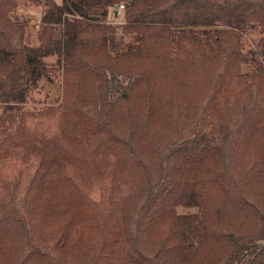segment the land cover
<instances>
[{
  "label": "trees",
  "instance_id": "1",
  "mask_svg": "<svg viewBox=\"0 0 264 264\" xmlns=\"http://www.w3.org/2000/svg\"><path fill=\"white\" fill-rule=\"evenodd\" d=\"M7 3L11 1L0 0V19L7 23L0 26V102L8 117L17 119L38 81L51 80L45 60L58 56L72 79L71 88H88L102 98L93 116L81 117L89 127L93 126L90 132L102 138L101 145L126 146L134 156L137 149H142L145 134L149 133L148 137L157 127L170 124L171 118L161 111L167 106L168 95L179 93L180 99L183 90L199 92L215 82L210 66L219 59V34L223 30L213 27L242 28L254 11L251 4L232 6L210 0H64L63 6L47 1L42 44L16 48L6 39L7 26L11 24ZM115 3H125L131 16L125 27L127 33L120 37L112 30L108 35L100 32L102 36L93 39L94 27L90 24L63 17L70 7L86 18L92 17L90 10L100 8L105 17L107 7ZM178 18L182 24L186 22L184 26L210 28L197 30L208 31L202 32L208 35L202 38L182 32L177 37L173 27ZM62 24L61 38H54L56 26ZM260 54L264 57V49ZM95 55L100 56L103 65L86 62L85 56ZM251 59L260 78L259 93L264 88V64L257 55ZM129 69L138 78L139 92L126 94L113 104L109 98V74ZM81 75L84 78L79 83ZM187 133L181 132V139L161 159L155 174L147 176L136 235H121L104 244H96V216L91 202L58 168L59 160H54V169L41 174L29 210L38 232L53 240L61 261L66 257L62 264H88L87 257L93 250L95 264H203L216 253L215 240L233 237L224 231L237 221L249 222L252 227L264 221L259 209L264 193L259 195L256 188L264 186V105H252L238 137L244 144L243 161L247 153L261 151L259 168L252 175H240L237 182L209 148L204 131ZM134 138L137 145L132 142ZM55 146L58 143L51 147ZM178 208H197L198 212L180 214ZM161 223L168 225L167 232L159 230ZM225 223L228 227L216 233L218 225ZM142 232L146 239L157 242L140 240ZM263 242L264 231L248 236L235 242L213 264H264ZM51 257L24 251L15 229L0 220V264H60Z\"/></svg>",
  "mask_w": 264,
  "mask_h": 264
},
{
  "label": "rangeland",
  "instance_id": "2",
  "mask_svg": "<svg viewBox=\"0 0 264 264\" xmlns=\"http://www.w3.org/2000/svg\"><path fill=\"white\" fill-rule=\"evenodd\" d=\"M10 1L6 6L11 23L7 26L6 39L16 48L40 46L46 30L44 6L47 1L57 6L64 5V0ZM210 1L245 7L251 4L254 11L246 17L242 28L213 27L223 30L219 34V59L210 66L215 82L211 81L205 90L199 92L183 90L180 99L179 93L168 95L167 106L161 111L171 118L170 124L157 127L148 137L149 133L145 134L144 145L136 150V156L127 152L126 146L101 145L102 138L90 132L93 126L89 127L81 117L93 116L102 98L88 88H71L72 79L58 56L45 60L51 80L43 78L29 91L17 119L8 117L4 104L0 102V220L15 229L24 251L50 254L52 260H59L60 264L67 260L65 257L61 261L53 240L38 232L37 223L33 222L29 210V202L37 190L41 174L47 169H54L55 159L59 160L58 168L73 180L95 210L97 245L112 242L121 235H136L145 201L142 186L147 176L154 175L158 170L161 159L174 148V143L179 142L182 131H187L188 135L194 131H204L209 137V148L235 182L240 175H252L254 170L257 172L261 151L247 153V160L243 161L241 154L244 144L238 137L252 105H264V88L261 87L258 93L260 78L251 61L252 56L257 55L264 64V57L260 54L264 49V0ZM121 4L125 5L115 3L108 6L105 17L100 14L103 10L100 8L90 10L92 17L86 18L71 7L63 17L64 20L90 24L94 27L93 39L108 35L112 30L120 37L127 33L125 27L131 22L126 8L123 12L118 11ZM39 15L42 18L40 24L37 23ZM181 22L178 21L173 27L177 37L187 32L204 38L208 33L202 32L208 31L197 30H210L208 27L184 26L186 22ZM5 23L1 17L0 26ZM63 24L56 26L54 38H61ZM210 35L215 36L214 32H210ZM184 41L186 46H190L187 40ZM85 58L92 65H103L99 55ZM116 71L120 74H109V98L113 104L126 94L133 96L139 92L136 85L138 78L130 74L132 70ZM83 78L81 75L78 82ZM132 142L137 145V138ZM54 143H58V146L51 147ZM239 156L243 162L239 161ZM256 188L259 195L264 193V186ZM260 202L259 209L264 216V198ZM178 211L180 214H191L198 212V209L178 208ZM226 227V223L218 225L216 233ZM159 230L167 232L168 225L161 223ZM263 231L264 221H258L255 227L249 222L237 221L236 225L224 231L226 236L233 237L219 242L215 240L217 251L203 264H213L222 259L235 242L251 235H260ZM144 234L142 232L140 240L157 242L146 239ZM87 261L88 264H95L94 250Z\"/></svg>",
  "mask_w": 264,
  "mask_h": 264
},
{
  "label": "built area",
  "instance_id": "3",
  "mask_svg": "<svg viewBox=\"0 0 264 264\" xmlns=\"http://www.w3.org/2000/svg\"><path fill=\"white\" fill-rule=\"evenodd\" d=\"M124 5L123 4H121L119 7H118V11L119 12H123L124 11ZM42 22V18H41V15H39V18H38V20H37V23H41Z\"/></svg>",
  "mask_w": 264,
  "mask_h": 264
}]
</instances>
